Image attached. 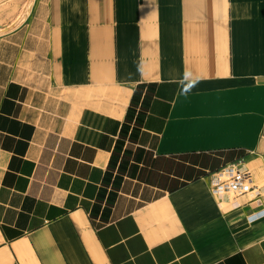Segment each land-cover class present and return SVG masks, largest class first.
<instances>
[{
    "label": "crops",
    "instance_id": "1",
    "mask_svg": "<svg viewBox=\"0 0 264 264\" xmlns=\"http://www.w3.org/2000/svg\"><path fill=\"white\" fill-rule=\"evenodd\" d=\"M21 8L0 24V264H264V0ZM239 161L260 193L220 199Z\"/></svg>",
    "mask_w": 264,
    "mask_h": 264
},
{
    "label": "built area",
    "instance_id": "2",
    "mask_svg": "<svg viewBox=\"0 0 264 264\" xmlns=\"http://www.w3.org/2000/svg\"><path fill=\"white\" fill-rule=\"evenodd\" d=\"M254 183V169L244 162L231 163L211 174V191L220 199L235 200L248 193H260Z\"/></svg>",
    "mask_w": 264,
    "mask_h": 264
},
{
    "label": "rangeland",
    "instance_id": "3",
    "mask_svg": "<svg viewBox=\"0 0 264 264\" xmlns=\"http://www.w3.org/2000/svg\"><path fill=\"white\" fill-rule=\"evenodd\" d=\"M29 1L30 0H0V3L3 2L1 3L2 8H6L3 14H0V24L3 22L2 20H4L3 18H5L8 12H12V10L16 8L20 9L22 5H26L28 2L27 6H25L26 9L23 6V8H21V15L25 14L24 10L26 11L28 9Z\"/></svg>",
    "mask_w": 264,
    "mask_h": 264
}]
</instances>
